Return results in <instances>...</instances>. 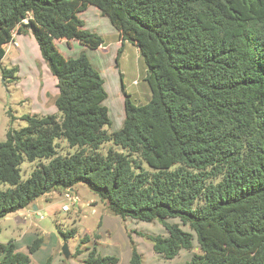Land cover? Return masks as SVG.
Returning a JSON list of instances; mask_svg holds the SVG:
<instances>
[{"label":"trees","instance_id":"trees-1","mask_svg":"<svg viewBox=\"0 0 264 264\" xmlns=\"http://www.w3.org/2000/svg\"><path fill=\"white\" fill-rule=\"evenodd\" d=\"M89 7L147 66L151 98L136 105L124 91L118 131L109 130L105 81L86 51L66 58L56 45L104 46L84 29ZM29 33L57 79L58 114L26 116L0 142V218L84 184L112 214L162 223L167 234L148 238L167 260L197 240L201 253L185 264H264V0H0V62ZM59 139L78 150L58 155ZM39 159L49 162L22 180L23 162ZM42 242L29 254L0 244V264H32ZM118 261L94 249L85 264ZM129 264H143L137 249Z\"/></svg>","mask_w":264,"mask_h":264},{"label":"rangeland","instance_id":"rangeland-1","mask_svg":"<svg viewBox=\"0 0 264 264\" xmlns=\"http://www.w3.org/2000/svg\"><path fill=\"white\" fill-rule=\"evenodd\" d=\"M80 18L85 30L104 39L105 44L99 51H85L105 81L108 98L104 104L112 121L109 130L118 131L125 119V92L136 105L145 104L151 98L146 81L147 66L135 46L123 45L119 41L109 19L97 8L89 7ZM56 45L66 58L79 57L85 48L77 41L70 45L57 42ZM5 50L6 56L0 62V142L6 140L9 129L26 127V116L58 114L55 106L58 82L42 58L32 33L16 35L15 41L6 45ZM16 67L15 78L4 77V69ZM55 144L58 155L69 156L78 150L70 147L64 139ZM113 146L108 143L101 152L106 154ZM119 150L126 153L124 149ZM48 162L46 159L24 161L20 167L21 179L27 180L37 167ZM6 187L2 186V189ZM65 206L68 211L63 209ZM18 218L24 222H19ZM170 222L182 224L179 219ZM74 229L75 235L66 241L63 234ZM183 229L193 233L187 226ZM166 234L159 221L148 223L112 214L107 204L84 184L72 190L53 191L37 199L33 205L0 218V244L13 242L17 251L29 254L34 241L43 240L40 249L30 255L32 264H85L94 249L100 256L117 257V264H129L133 249L142 255L143 264H185L194 254L201 253L195 240L192 251L183 250L172 260L159 256L148 236ZM65 244L69 247V259L62 252Z\"/></svg>","mask_w":264,"mask_h":264},{"label":"water","instance_id":"water-1","mask_svg":"<svg viewBox=\"0 0 264 264\" xmlns=\"http://www.w3.org/2000/svg\"><path fill=\"white\" fill-rule=\"evenodd\" d=\"M35 210H36V207H35ZM18 220H19V222H24L20 218H18ZM62 252H63L66 259L70 258V251H69V247L67 244H65L64 247L62 248Z\"/></svg>","mask_w":264,"mask_h":264},{"label":"built area","instance_id":"built-area-1","mask_svg":"<svg viewBox=\"0 0 264 264\" xmlns=\"http://www.w3.org/2000/svg\"><path fill=\"white\" fill-rule=\"evenodd\" d=\"M67 196V198H69L70 199V197H69V195H66ZM65 211H68V207L67 206H65L64 208H63Z\"/></svg>","mask_w":264,"mask_h":264},{"label":"crops","instance_id":"crops-1","mask_svg":"<svg viewBox=\"0 0 264 264\" xmlns=\"http://www.w3.org/2000/svg\"><path fill=\"white\" fill-rule=\"evenodd\" d=\"M20 36V35H19ZM86 50V48H84V51ZM100 50V49H99ZM99 50H97V51H99Z\"/></svg>","mask_w":264,"mask_h":264}]
</instances>
